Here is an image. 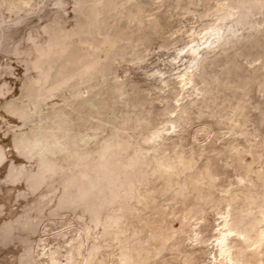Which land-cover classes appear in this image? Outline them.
<instances>
[{
  "label": "rangeland",
  "instance_id": "obj_1",
  "mask_svg": "<svg viewBox=\"0 0 264 264\" xmlns=\"http://www.w3.org/2000/svg\"><path fill=\"white\" fill-rule=\"evenodd\" d=\"M238 1L0 0V148L7 154L0 161V226L39 199L43 218L33 238L58 245L59 264H124L125 254L139 264H212L221 213L252 198L264 206V8L248 7L252 25L234 28L247 40L206 65L207 78L217 76L219 84L205 97L199 94L206 84L200 78L185 86L179 82L189 54L177 56L194 33ZM165 82L169 87L162 88ZM115 91L138 105L125 106L113 98ZM98 102L107 105L108 121L120 119L124 110L134 115L140 107L149 120L136 138L137 152L121 156L116 170L121 180L132 171L142 175V182L134 177L132 195L139 196L114 199L103 191L109 199L101 197L102 215L120 205L130 208L110 227L81 207L50 213L63 191L62 175L32 191L24 180L8 176L15 165H34L32 153L20 155L14 139L39 137L60 108L78 114L83 104L93 110ZM181 104L188 111L177 123ZM107 127L89 129V147L108 137ZM163 129L167 138L157 153L166 158L168 172L161 174L153 169L152 140ZM113 146L116 152L122 148ZM96 153L77 166L90 171L98 158L104 160ZM103 163L110 171L109 161ZM105 187L109 191L112 185ZM232 190L238 195L229 194ZM148 195L149 206L135 203ZM22 242L0 238V264H20ZM45 259L36 257L38 264H49Z\"/></svg>",
  "mask_w": 264,
  "mask_h": 264
},
{
  "label": "bare ground",
  "instance_id": "obj_2",
  "mask_svg": "<svg viewBox=\"0 0 264 264\" xmlns=\"http://www.w3.org/2000/svg\"><path fill=\"white\" fill-rule=\"evenodd\" d=\"M252 6L259 7L262 10L264 8V1L241 0L238 1L236 6H228L226 11L222 12L221 14L218 13L219 15H216L215 19H213V22L211 21L212 23L208 24L206 28L194 33L188 45L179 50L177 57H181L182 55L184 59L187 58V55L189 54L187 61L183 63L185 66L183 67L184 71L181 70L182 73L180 72L181 74L179 82H183V86H185L187 83L195 81L197 78H200L206 83L201 88H198L199 94L202 95V97H205L208 92L212 91L214 87L218 86L219 77L211 76V79L207 78L205 74L206 65L209 62L212 63V61L224 54L229 48L235 46L238 43H244L247 40L248 35L240 34L238 30L234 28H238V26L240 28L242 25L240 29H245L247 26V28H249L252 25L248 20L249 13L246 10L248 7ZM231 9L236 10L233 11ZM202 41L205 44L204 46H202ZM75 58H77V56H75ZM75 58H73L72 61L76 63ZM168 84L169 82H165L162 88H166ZM114 94L116 96L114 95L113 98L116 97L120 99L125 103V106L130 104L138 105L136 104L137 100L135 98H126L124 93L120 91H115ZM86 101L88 100L86 99L83 103H86ZM106 107V104L98 102L97 108L89 110L87 105L83 104L81 109H79L81 112L78 114L74 113L73 109L66 110L64 108H60V110L53 113L49 124L46 126L45 130L39 134V137L26 138L20 135L19 139H17L18 137L16 140L14 139V146L18 149V153L20 155L24 157L26 153H32L34 157V165L31 167H26L24 165L18 166L13 163L15 166H13L9 171V178L24 180L26 183L25 185H27L30 191H32L33 189L38 190V187L41 185L50 186V182H52L51 178L56 180V176L62 175L60 183H62L61 186L63 191L61 190L62 192L58 195L57 201L53 203L54 205L52 207H50V213L54 214V212H56L57 209H60V207H81L84 211L89 212V217L93 218V220L101 221L102 224L107 225L108 227L114 225V223L120 222V217L123 214V211L129 212L130 208L120 205L111 209L110 211H106L102 215L100 213V202L102 200L101 197H103L104 194H107L103 193V191H105L109 192L111 196H109V198L115 197L114 199H117L116 197H121L120 195L124 197L123 194H127L128 197L130 195L132 198V194L135 189L134 177L137 176V173L135 171H127L128 173H126L124 179L121 180L118 178V173L116 170L118 168V162L121 156L127 155L130 149H134V153L137 152L135 151L137 150L135 145L138 143L136 138L142 129L149 125V120L148 116L145 114L146 109L140 107L138 112H135L134 115H131L130 111L124 110L120 119L108 121L104 116ZM180 108L181 113L177 115V123L182 122L183 118L185 117L184 113L188 111L186 104H181ZM87 118L90 120L89 124L87 123ZM107 125V128L110 130L108 137H104L101 141L97 137V139L100 141L98 142V145L95 147L93 146V148L89 147L88 144L91 141L89 137V129H93L95 131L105 128ZM175 127L173 129H175ZM165 130L168 131V129ZM163 131L164 129L160 132L158 131L154 136L155 140H152V143L153 141L155 142L154 147L156 148V153L153 151L155 157V168L153 169L160 172L161 174L166 172V170L168 172V162L166 161V158L164 155L157 153V150L167 138V133L165 134ZM152 143L150 142V144ZM95 144L97 143H94V145ZM113 145H116V148L121 146L122 148H119V151L122 149V152H119L118 149V152H116V149ZM96 152H99L98 156L101 157V159L103 157L105 161H109L110 164L108 163V167L111 165V172L106 171L105 167L107 166V163H103L105 162L104 160L100 163L101 160L98 158V156L97 158L99 162L96 159L97 163L93 165V168L90 167V171L91 169L97 170L96 172L92 170L95 172V174H91L88 167L77 166L79 165L78 163H80L78 162L80 159L84 158L86 155L91 153L94 154ZM6 155L4 150L0 148V161L3 160ZM139 156L140 153L136 155V158L138 159ZM179 160L182 161L180 158ZM172 167L170 166V169ZM136 179L139 182H142V175L137 176ZM105 183L106 187L104 189H106L108 186L111 187L112 185L109 191V188L102 190ZM107 183H110L111 185H107ZM165 185L167 186V184ZM136 194L134 193V195ZM229 194L234 195L237 193L236 191L232 190L229 192ZM138 196L139 195L137 194V197ZM148 197L144 201L142 199H138L135 203L142 205L143 208L144 206H149V200L151 198L150 195H148ZM109 198L107 197V199ZM144 198H146V196ZM183 198L185 199V197ZM246 198L250 197L247 196ZM229 199L232 200L231 196ZM231 203H233V200ZM25 206L26 205L24 204L22 216L18 214V218L15 216L16 219L13 218L14 220H9L4 225L0 226L1 240L11 241L23 239L22 245L25 251L24 254L19 257L20 264H38L36 257L41 254L46 256V261H43L49 264H59L57 262L58 252L56 250L59 249L56 248L58 245L54 247L51 246L48 241L45 243L46 240L45 242L43 239H39L37 241L33 238V235L40 230V223L43 218L40 200H34L32 204L27 205L26 207ZM31 212L33 215L30 214ZM20 214H22V212ZM220 216L222 221L218 224L216 233L213 234L215 237V245L217 246L218 255L214 254V261L212 264H264V206L262 203H260L255 198H252L251 200L247 199L244 204L237 203L234 207L232 205V208L222 212ZM196 232L197 235L200 234L199 230ZM109 234H111V232ZM130 239L131 238H129L127 241V244ZM197 241H199V238L196 237V243ZM100 242L92 244L96 247L100 245ZM66 243H68L70 247L73 245L71 241H67ZM41 245H43L44 248L41 251H37L36 247ZM126 255L127 254H125V256L123 255L124 264L140 263H136L138 261L131 263L128 261Z\"/></svg>",
  "mask_w": 264,
  "mask_h": 264
}]
</instances>
